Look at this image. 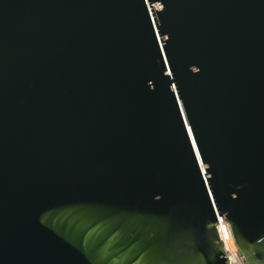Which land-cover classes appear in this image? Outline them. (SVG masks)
I'll list each match as a JSON object with an SVG mask.
<instances>
[{
  "label": "water",
  "instance_id": "obj_1",
  "mask_svg": "<svg viewBox=\"0 0 264 264\" xmlns=\"http://www.w3.org/2000/svg\"><path fill=\"white\" fill-rule=\"evenodd\" d=\"M264 264V0H0V264Z\"/></svg>",
  "mask_w": 264,
  "mask_h": 264
},
{
  "label": "built area",
  "instance_id": "obj_2",
  "mask_svg": "<svg viewBox=\"0 0 264 264\" xmlns=\"http://www.w3.org/2000/svg\"><path fill=\"white\" fill-rule=\"evenodd\" d=\"M217 230L220 239L223 240L224 251L229 259V263L250 264L237 245L229 222L224 219L223 222L217 224Z\"/></svg>",
  "mask_w": 264,
  "mask_h": 264
},
{
  "label": "bare ground",
  "instance_id": "obj_3",
  "mask_svg": "<svg viewBox=\"0 0 264 264\" xmlns=\"http://www.w3.org/2000/svg\"><path fill=\"white\" fill-rule=\"evenodd\" d=\"M223 226V225H222ZM223 228V227H222ZM223 230V229H222ZM228 235H229V232H228Z\"/></svg>",
  "mask_w": 264,
  "mask_h": 264
}]
</instances>
